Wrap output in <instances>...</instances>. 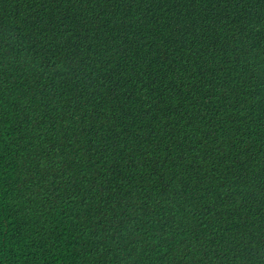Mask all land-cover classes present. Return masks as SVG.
Here are the masks:
<instances>
[{
	"label": "trees",
	"instance_id": "1",
	"mask_svg": "<svg viewBox=\"0 0 264 264\" xmlns=\"http://www.w3.org/2000/svg\"><path fill=\"white\" fill-rule=\"evenodd\" d=\"M0 264H264V0H0Z\"/></svg>",
	"mask_w": 264,
	"mask_h": 264
}]
</instances>
